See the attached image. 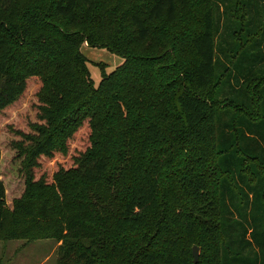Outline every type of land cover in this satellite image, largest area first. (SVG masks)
I'll use <instances>...</instances> for the list:
<instances>
[{
	"label": "trees",
	"instance_id": "1",
	"mask_svg": "<svg viewBox=\"0 0 264 264\" xmlns=\"http://www.w3.org/2000/svg\"><path fill=\"white\" fill-rule=\"evenodd\" d=\"M180 4L0 0V143L12 135L23 178L9 200L0 173V238H57V264H264V0H211L193 65L177 37L142 53L150 22ZM238 6L239 52L227 35ZM86 42L124 58L109 73L100 63L97 86ZM81 134L73 165L39 173ZM195 242L212 256L195 263Z\"/></svg>",
	"mask_w": 264,
	"mask_h": 264
},
{
	"label": "rangeland",
	"instance_id": "2",
	"mask_svg": "<svg viewBox=\"0 0 264 264\" xmlns=\"http://www.w3.org/2000/svg\"><path fill=\"white\" fill-rule=\"evenodd\" d=\"M24 2L25 0H23V3ZM210 6L211 0H186V4H180L178 6L177 17L174 21H168L165 17H162L159 20H152L150 22L152 25V38L150 41L141 42L142 53L152 55L165 52V50L175 45L174 39L177 37L180 41V45L182 46L177 47L179 53H183L182 56L187 65H193L197 55L193 49L190 39L192 34L201 28L202 16L204 12L210 8ZM222 6L223 5H221L220 8H222ZM106 8L110 9V5H107V7L104 6V9ZM235 16H237L239 21L234 24V27L229 26V29H227V35L231 38V46L235 43L238 46L239 52L242 51V44L250 39V30L248 24L245 23V20L248 22L247 19L245 18V20L242 21L244 18L242 17L239 6ZM119 17L120 14L117 15L118 19ZM263 30L264 29L256 28V38H261L260 35ZM82 50L90 60L89 68L96 86L101 81L100 63H104L106 65V71L109 73L124 62V58L122 56L112 53L106 48L91 47L87 42L83 45ZM138 52L140 53V50ZM166 56L169 57V54L167 53ZM220 60L223 64H230L227 58L225 59L224 57H221ZM168 62L169 61L166 63ZM228 91H230V88L225 86V90L220 98L225 97V94ZM33 119L34 115H30L28 117L23 116L21 123L25 124ZM6 137L7 138L4 143H0L5 149V155L0 166V173L8 182L9 200H11L19 194L23 178L18 171L19 163L13 160L14 152L9 149V141L12 135H7ZM89 145V140L87 137L82 136V134L79 138L74 137L70 141L69 154L64 155L61 158V161L56 160L52 164L45 162L40 168L39 173H44L45 175L50 176L53 172V165L58 167H69L73 165L74 157L85 151ZM115 207H117V201H114L112 208L114 209ZM60 245L61 241L52 236L38 239L22 238L8 240L0 238V264H57L58 249ZM195 246L199 248V259L206 253L207 256H212L213 252H211V250L208 249L205 253L204 246L202 244H198L197 242L192 245V255L193 248Z\"/></svg>",
	"mask_w": 264,
	"mask_h": 264
},
{
	"label": "water",
	"instance_id": "3",
	"mask_svg": "<svg viewBox=\"0 0 264 264\" xmlns=\"http://www.w3.org/2000/svg\"><path fill=\"white\" fill-rule=\"evenodd\" d=\"M193 256L194 262L197 263L199 261V248L197 246L193 248Z\"/></svg>",
	"mask_w": 264,
	"mask_h": 264
}]
</instances>
